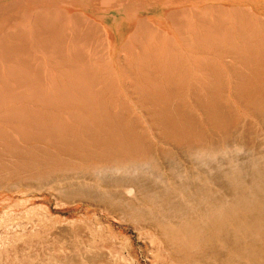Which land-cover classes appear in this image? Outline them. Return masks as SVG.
Wrapping results in <instances>:
<instances>
[{
  "label": "rangeland",
  "instance_id": "1",
  "mask_svg": "<svg viewBox=\"0 0 264 264\" xmlns=\"http://www.w3.org/2000/svg\"><path fill=\"white\" fill-rule=\"evenodd\" d=\"M43 5L81 8L120 43L143 19L172 32L173 10L242 8L251 21L213 32L239 39L247 63L194 48L195 72L155 104L124 71L119 125L140 133L113 153L106 119L65 142L26 135L33 160L0 176V264H264V0H0V38ZM40 146L55 156L37 163Z\"/></svg>",
  "mask_w": 264,
  "mask_h": 264
},
{
  "label": "bare ground",
  "instance_id": "2",
  "mask_svg": "<svg viewBox=\"0 0 264 264\" xmlns=\"http://www.w3.org/2000/svg\"><path fill=\"white\" fill-rule=\"evenodd\" d=\"M88 15L81 8L43 5L32 25L1 36L0 176L13 171L12 164L17 172L25 160H33L35 151L25 141L26 135L54 134L64 136L65 142L78 132H96L106 119L105 123L118 128V137L106 142L107 154L113 153L119 145L137 141L139 131L129 133L133 129L121 130L119 125L121 117L128 118L132 113L128 99L118 92L126 70L128 77L141 88L139 98L151 99L155 104L167 90L179 87L169 82H183L195 72L192 64L198 57L194 48H207L210 52L220 45L225 51H236L242 65L247 63L234 32L231 38H227V33L213 32L249 20L251 15L242 8L205 6L173 10L167 18L172 32L143 19L121 43ZM215 21H223L225 25H217ZM212 59H206L205 63L209 64L206 68H213ZM117 93L121 97L118 108L112 105ZM197 108H201L199 103ZM39 149L43 155L37 163L47 156H55L56 150L51 147L40 146Z\"/></svg>",
  "mask_w": 264,
  "mask_h": 264
}]
</instances>
